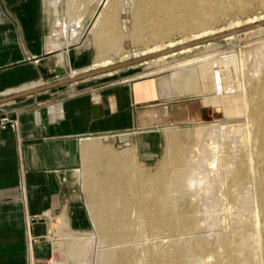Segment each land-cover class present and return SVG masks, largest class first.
<instances>
[{"label":"bare ground","instance_id":"bare-ground-1","mask_svg":"<svg viewBox=\"0 0 264 264\" xmlns=\"http://www.w3.org/2000/svg\"><path fill=\"white\" fill-rule=\"evenodd\" d=\"M129 1L134 10L143 7L149 11L145 28L156 40L172 32L175 19L185 28L203 27L209 12L214 15L219 9L215 6L219 0ZM260 2L264 4V0ZM62 3L66 6L63 18ZM50 4L62 28L58 34L64 37L63 41L51 40V48L90 41L97 44L98 59L83 72L116 63L112 55L119 51H109L105 58V48L122 38L114 29V19L126 12L127 0H51ZM88 4H96V8L85 26L83 6ZM249 4L250 0H234L231 5L242 12ZM263 20L264 16L256 17L251 23ZM244 32L255 37L252 51L215 56L207 62L206 90L217 94L228 121L202 125L194 149L185 150L177 131H168L159 168L145 172L131 163L135 155L132 149L117 154L86 146L83 174L89 185L85 186L92 194L101 192L104 206L95 221L106 241L97 234L77 259L79 264H91L97 251L98 264H264V25L225 38ZM182 44L149 47V52L128 54L121 62ZM204 44L151 60L160 61ZM99 156L110 168L103 177H96L93 169L94 158ZM60 229L71 232L66 226ZM57 241L63 249L64 238ZM50 264L57 263L51 260Z\"/></svg>","mask_w":264,"mask_h":264},{"label":"crops","instance_id":"crops-1","mask_svg":"<svg viewBox=\"0 0 264 264\" xmlns=\"http://www.w3.org/2000/svg\"><path fill=\"white\" fill-rule=\"evenodd\" d=\"M48 3L0 0V116L19 123L0 130V264H60L52 227L62 237L61 227L92 225L78 174L86 146L102 148L94 138L124 140L191 117L187 103L173 104L172 83L140 76L137 65L62 83L92 55L85 43L49 46L63 40ZM135 146L126 149L136 155Z\"/></svg>","mask_w":264,"mask_h":264},{"label":"rangeland","instance_id":"rangeland-1","mask_svg":"<svg viewBox=\"0 0 264 264\" xmlns=\"http://www.w3.org/2000/svg\"><path fill=\"white\" fill-rule=\"evenodd\" d=\"M48 1L49 6L51 0ZM260 1L261 0H250V4L245 8L246 10L244 9L241 12L237 7L231 5L234 3V0H219L218 2L220 4L222 3V8L217 2L215 6L219 9L214 15H211L209 12L208 16L210 15V17L207 18L208 21L205 26L185 28L183 24H180V19H175L171 22L172 32L164 36V38L162 37L156 40L151 38V35L149 36L148 27L145 28L149 11L145 10L143 7L134 10L132 2L127 0L126 12L121 16L118 14L117 16L115 15L114 19V29L122 35V38L118 43L116 42L113 45H111V43L106 46L105 50L107 53L105 52V58L109 57L111 51H119L115 55H112L114 62L119 63L121 60H125L128 54L149 52V47L161 46L162 48H166L171 44L187 43L216 33L252 24V19L264 16V4ZM223 4L225 6H223ZM94 7L96 8V4L91 6L88 4L86 7L83 6V9L86 11V13H84L85 26H88L91 22L92 12L95 10ZM60 10V16H65L64 12L66 6L64 3L60 6ZM140 10L142 13L141 15ZM140 25L142 29L144 28V31L140 29L141 33L139 31ZM56 29H58V32L62 30L61 27H57ZM126 33H131L133 38L126 36ZM60 37L64 40V37ZM89 38H91V36H89ZM254 38L251 32H244L234 38H222L195 47L184 53L168 56L160 61L149 60L141 64H136L137 66L134 68H130L140 76L153 74L164 78L163 83L165 87H167L169 83H172V89L175 92L173 104L187 103L191 109V117L185 120L182 119L174 124L159 127V129H153L152 131L142 130L134 136H130L124 140L94 138L100 141V143H98L99 145L101 144V150H111L117 154H122L126 148L135 146L134 143L137 142L138 147H136L137 145L135 146L137 152L136 155L132 156L131 163H133L134 167L138 170L155 172L159 168L166 153L167 131L163 129V127H173L178 132L179 143L185 150L194 149L199 143L198 132L202 125L219 122L224 123L228 121L225 106L219 103L215 98L217 94L206 90L203 80L205 76L204 71L207 69L208 65L207 62L214 61L215 56H227V54L252 51L254 49ZM68 39H72V36L69 35ZM85 44V46L81 47H88L92 57L89 64L81 67L84 69L92 67L96 63L100 53L97 44L92 41L86 42ZM176 66L178 67L172 69ZM77 71L81 72L82 70ZM178 72H182L184 75L179 76ZM94 162L93 169L95 170L96 177H103L109 174L110 168L106 159L99 156L94 158ZM79 170L80 173L78 175L81 183L79 189L82 193V201L90 212L92 225L84 230L72 229L69 233L60 229L58 234L64 238L65 243H63V249L57 244V239L59 238L57 236V229L54 226L52 227L54 234H51V238L57 247L58 252H56V260L59 261L60 264H79L77 259L86 253L87 245L97 234L101 237L102 241H106L104 239L105 236L102 235L95 221L98 210L104 206L101 192L99 191L96 194L90 193L85 186L89 185V183L83 174L85 170L83 164ZM56 222L57 221H54V225ZM96 250H99V246L96 247ZM98 256L100 255L97 251L93 255L91 259L92 262L90 263L98 264L100 261Z\"/></svg>","mask_w":264,"mask_h":264},{"label":"water","instance_id":"water-1","mask_svg":"<svg viewBox=\"0 0 264 264\" xmlns=\"http://www.w3.org/2000/svg\"><path fill=\"white\" fill-rule=\"evenodd\" d=\"M259 25H264V20L263 21H259L257 23L244 25V26L236 28V29H231V30L220 32V33H216L214 35H210V36L198 39V40L190 41L188 43H185V44L173 47V48L166 49V50H164L162 52H159V53H154V54H151V55H148V56H145V57H141V58H135V59L127 60V61H122V62H119V63H115L114 65H110L108 67H102V68L93 69V70H90L88 72H84V73H81L79 75H76V76L72 75L71 77H68L67 79H65L62 83H71V82L82 80V79H86V78H89V77L102 75V74H105V73H108V72H112V71H115V70H118V69H121V68L133 66V65H136V64H141V63H143V62H145L147 60L154 59L157 56L170 54V53L178 51V50H180V49H182L184 47L195 46V45H198V44H204V43H207V42H210V41L219 40V39L225 38V37H227L229 35H232L234 33L242 32L244 30H247V29H250L252 27L259 26ZM65 72H66V70L63 69V73H65Z\"/></svg>","mask_w":264,"mask_h":264},{"label":"built area","instance_id":"built-area-1","mask_svg":"<svg viewBox=\"0 0 264 264\" xmlns=\"http://www.w3.org/2000/svg\"><path fill=\"white\" fill-rule=\"evenodd\" d=\"M36 62H39V59H36ZM18 119L12 118L8 114L0 116V130L10 128L12 130L18 129Z\"/></svg>","mask_w":264,"mask_h":264}]
</instances>
